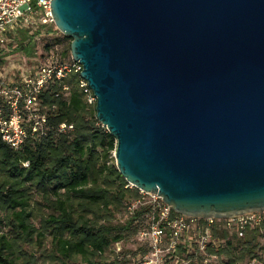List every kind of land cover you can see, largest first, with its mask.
Wrapping results in <instances>:
<instances>
[{"label":"water","instance_id":"1","mask_svg":"<svg viewBox=\"0 0 264 264\" xmlns=\"http://www.w3.org/2000/svg\"><path fill=\"white\" fill-rule=\"evenodd\" d=\"M120 174L179 214L264 211V0H51Z\"/></svg>","mask_w":264,"mask_h":264},{"label":"trees","instance_id":"2","mask_svg":"<svg viewBox=\"0 0 264 264\" xmlns=\"http://www.w3.org/2000/svg\"><path fill=\"white\" fill-rule=\"evenodd\" d=\"M33 34L19 29L18 38L11 37L17 42L14 50L30 55L36 43ZM53 39L71 38L58 32ZM69 51L70 44L63 56ZM37 110L45 117L43 127L34 119L23 120L27 136L19 148L0 135V264H129V258L110 251L139 233L148 207L118 217L141 193L117 169L116 139L96 118L95 102H88L79 73L50 82L38 95ZM62 123L72 127L60 131ZM211 231L216 244L209 243L205 250L226 255L225 264H236L245 254L257 256L264 218L233 232L216 222ZM176 250L187 251L181 243Z\"/></svg>","mask_w":264,"mask_h":264},{"label":"built area","instance_id":"3","mask_svg":"<svg viewBox=\"0 0 264 264\" xmlns=\"http://www.w3.org/2000/svg\"><path fill=\"white\" fill-rule=\"evenodd\" d=\"M51 0H0V45L6 40H11V37L19 29H27L29 34L40 31L39 34L35 33L34 40L37 41L43 34H51L46 30L52 27L55 31L59 30L54 22V17L51 9ZM49 52L43 50H35L33 54L35 57V65L29 73L23 77L21 85H14L4 90L6 95L11 91L14 96L7 100V106L10 112L1 113L0 107V135L8 142L13 148H19L24 142L27 131L22 121V110H27L30 115H38V120L41 123L45 121L44 115L37 113L38 95L41 93L50 82L60 80L66 77L69 73H79L80 87L86 94L89 103L95 102L96 98L92 90L87 84V81L80 76L82 64L74 60L72 56L70 59H61L55 61L53 59L54 52L50 49ZM20 69V68H19ZM34 119V118H33ZM60 131H64L67 127L71 128L72 125L67 126L62 123L59 126ZM130 186H133L129 183ZM140 190V189H139ZM141 192H145L140 190ZM152 196L151 202L147 206V211L141 216V219L148 220L147 225L140 228L139 234L142 237L146 235L149 237V246L154 250L159 249V245L165 235V229L169 228V239L172 242V247L176 248V241L179 237L178 230L176 229L180 221L183 230L186 228L185 223L181 217H188L191 221H197L199 226L204 228V238L211 237L210 243L216 244L212 237L211 227L216 222L226 224L227 226L237 225L243 228L246 224L258 225L264 218V211H250L240 215L218 219L215 217H193L177 213L172 214V207L168 205L161 196L155 193L145 192ZM141 197V196H140ZM140 197L127 203L126 211L128 215H133L135 210L141 205ZM241 234V232H240ZM119 243V242H118ZM116 243V244H118ZM207 247V245H206ZM152 251V250H151ZM139 258L140 264H158V262L150 259L148 255Z\"/></svg>","mask_w":264,"mask_h":264},{"label":"rangeland","instance_id":"4","mask_svg":"<svg viewBox=\"0 0 264 264\" xmlns=\"http://www.w3.org/2000/svg\"><path fill=\"white\" fill-rule=\"evenodd\" d=\"M18 31L14 34L15 37L17 36ZM58 32L60 31L58 30ZM58 32L54 30L48 35V37L41 35L40 38L35 41L34 49L49 52L46 48V46L49 45L50 50L54 52L53 59L55 61L64 58L66 60L70 59L71 51H69L70 53L66 57L63 56L62 51H64L65 47L70 44L71 39L58 42L53 39V37L57 36ZM16 44V39H9L0 45V107L2 114L10 112V109L7 106V100L14 96L11 91L6 95L4 90H10L9 88L14 85L23 84L21 83L23 77L34 67L36 61L34 60L35 56L32 55L33 52L30 55H26L24 51L14 50ZM35 107L38 108V106ZM36 111L39 113L37 109ZM24 114L27 115L26 119L23 118ZM33 118L34 121L38 122L40 128H42L43 126L40 120H38V115L32 116L27 110H22V121L24 120V122H27ZM151 199L152 196H150V194L141 192L140 201L142 206L149 205ZM123 215H125V217L128 215L125 209L118 217L122 219ZM178 219H182L186 228L183 230L184 226H181L180 221L178 222L176 229L178 230L179 237L177 238L176 245L178 243L185 244L187 251L178 253L176 248L174 249L172 247V242L170 241L168 234L165 233L163 240L159 245V249L157 251L154 250L153 252V249L149 246V237L147 235L142 237L139 233H136V235L126 241L114 244L112 246V251H110V255L129 258V264H140L139 258L142 259L141 257L144 255H148L150 259L158 262V264H225L228 261L226 255H211L205 250L206 245H208L212 239L211 237L204 238V228L199 226L197 221H191L190 218L184 216L181 217L180 215ZM147 222V219L141 221L142 229L147 225ZM221 225L222 227H228L232 232L237 230V225L235 224L227 226L222 222ZM240 236L241 234L237 233V237ZM225 240L226 239H222L221 242L224 244ZM258 241L259 245L256 247L257 256L255 258H250L248 254H245L244 258L236 264H264V236L260 237ZM236 251L238 254L241 251V246L239 244L237 245Z\"/></svg>","mask_w":264,"mask_h":264}]
</instances>
